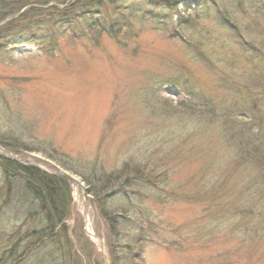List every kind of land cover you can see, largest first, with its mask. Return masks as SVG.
<instances>
[{
    "label": "rangeland",
    "instance_id": "obj_1",
    "mask_svg": "<svg viewBox=\"0 0 264 264\" xmlns=\"http://www.w3.org/2000/svg\"><path fill=\"white\" fill-rule=\"evenodd\" d=\"M3 1L12 9L37 1L45 10L6 27L0 39V148L47 172L66 171L86 191L87 181L125 166L150 175L134 187L121 184L123 195L104 202L109 213L129 211L118 237L97 218L91 196L66 179L73 248L63 246L65 233L59 245L46 239L55 243L50 250L105 264L85 232L78 205L85 198L92 228L114 250L111 264H138L136 235L145 264H264V87L251 83L264 81V52H244L223 31V4L232 0H169L171 8L162 0H107L103 8ZM53 1L59 10L47 9ZM63 9L72 20H61ZM50 20L72 22L71 37L57 29L52 38ZM92 24L98 31L88 34ZM246 41L264 43L258 33ZM136 194L141 200L129 204L126 195ZM19 207L6 198L0 167V254L11 233L45 225L29 202Z\"/></svg>",
    "mask_w": 264,
    "mask_h": 264
},
{
    "label": "trees",
    "instance_id": "obj_2",
    "mask_svg": "<svg viewBox=\"0 0 264 264\" xmlns=\"http://www.w3.org/2000/svg\"><path fill=\"white\" fill-rule=\"evenodd\" d=\"M78 1L79 5L92 7V8H103L106 4L107 0H76L73 4L75 6L76 2ZM169 0H162V4L164 6H168L171 8V2ZM54 4L50 5L47 3L43 6L50 5L47 9L50 10H59L58 4L56 2H52ZM224 3V2H223ZM65 4V2H64ZM77 4V5H78ZM38 5H42L41 2H29L21 6L17 9L9 8V6L3 1L0 3V10H8L0 15V24L10 20L9 23L0 28V39L4 38L5 36V28L11 25H14L18 21H23L33 18H38L40 16V12L45 10L43 8H37ZM177 6V3L174 4ZM30 7L23 13H20L24 8ZM72 7V6H71ZM12 9V10H11ZM73 9V7L71 8ZM222 15L220 19L224 26L223 31L236 42L235 45L238 48H242L244 52H246V47L248 46L257 56L264 52V43L260 41L257 45L250 44L246 41V38L251 36L252 34L258 33V36L264 40V21L261 22V19H264V0H253L252 2L249 0H232L230 2L226 1L223 4ZM231 9V13L227 15L228 10ZM67 10L63 9L59 11L61 14L65 13ZM68 13L60 16L62 21L72 20L71 18H67ZM239 14L240 19H232L234 16ZM225 15V17H224ZM244 16L253 18V24H246L241 23V18H245ZM79 16L77 15L75 19H78ZM256 19V21H255ZM60 27L58 24L60 22H55L54 20H50L44 24L47 27L50 26L51 31H49L52 38L54 36L59 37L57 34V29L60 30V37L70 36L73 34L72 31V23H62ZM261 22V23H260ZM43 24L41 22L38 23ZM69 24L68 26H65ZM179 25V24H178ZM98 25H91L88 27V34H94L97 30ZM56 28V29H53ZM249 28L253 30L250 31ZM62 30V32H61ZM251 32V33H250ZM177 36H181V33H178ZM47 41V37L42 38L44 44ZM262 42V43H261ZM253 45V46H251ZM53 52L50 48L46 51ZM262 56V55H260ZM254 85H260L262 88L264 87L263 78L261 80L252 81ZM250 110H252V105H250ZM249 109V108H247ZM5 148V147H4ZM6 149V148H5ZM0 167L4 172L5 176V183H6V198L9 200L10 203L16 202L21 208H25V205L29 202L31 206V211L29 212L30 215H42L45 216V225L42 229H33L32 231L25 233L23 235L22 231L18 233H11L8 238H5V241L9 242L7 247L1 249L0 254V264H23L26 263L28 260H36L38 264H83L80 260V252L76 250L75 260L74 257L70 258L66 251L63 253L59 249L50 250V248L55 247V243L51 244L45 242L47 240H53L58 238L60 240L59 244H62V238L67 235L69 239V229L66 225L69 217L70 211L68 208V201L69 204L71 202V185L66 180L65 177L49 174L41 171L37 167L34 166H25L15 160H12L10 157L5 155H0ZM127 166L124 167L122 173H118L116 176H107L104 178L101 177L100 179H93L91 182L87 181L88 189L87 193L91 196L93 200V204L95 205V212L96 216L99 221L105 225L108 229V232L116 237L119 236L120 231L119 226L121 224V219L123 218V214L128 213L127 208H120L116 209L115 213H109L105 207V201L116 196L120 197L123 195L124 187L123 185L134 187L135 185L139 184L138 182H149V173H139L140 168H131L127 169ZM145 170V169H144ZM134 173L133 181H128L126 179H121L126 174ZM139 173V175H138ZM136 175H138V179H136ZM130 177V175H128ZM104 178V179H103ZM135 183V185H134ZM98 184L100 187H98ZM123 184V185H121ZM120 185V189L118 186ZM113 186L114 190L111 189L108 193L107 190ZM128 197V203L132 204L134 200L140 201L141 196L133 195ZM67 198V199H66ZM68 200V201H67ZM127 209V211H126ZM98 236H101L99 232L96 231ZM102 237V236H101ZM105 238V237H104ZM65 239V238H64ZM136 242L132 247H136V251L133 255L134 261L138 264H145L143 259V238L141 235H136ZM90 241V240H89ZM68 243L71 248H73V243H71L70 239L69 242L65 239V245L63 246L66 248L68 247ZM52 246V247H51ZM108 249L114 253L113 249H110L109 244H107ZM94 249L97 250L96 246ZM50 250L46 255V258L40 259L38 254L42 250L46 251ZM40 250V251H39ZM43 253V252H41ZM73 254V253H72ZM74 255V254H73ZM74 258V259H73ZM113 264H115V259Z\"/></svg>",
    "mask_w": 264,
    "mask_h": 264
},
{
    "label": "water",
    "instance_id": "obj_3",
    "mask_svg": "<svg viewBox=\"0 0 264 264\" xmlns=\"http://www.w3.org/2000/svg\"><path fill=\"white\" fill-rule=\"evenodd\" d=\"M0 150L3 151L4 153H6V154H7L9 157H11L13 160L18 161L19 163H23V162H22V161H21L16 155H14L13 153L8 152V151H5V150H3L2 148H0ZM29 166H32V165H29ZM36 167H38V166H36ZM38 168H39V167H38ZM58 174L61 175V176L66 177V178H68V179H69L72 183H74V184L79 183L77 179H75L74 177H72L70 174H68V173L65 172V171H60ZM82 215H83V218H84V222H85V224H90L89 221H88V216H87L86 211H85L84 209H83ZM90 236H91V237H96V235H95L94 232H91V233H90ZM97 239H98V241H99L100 252H101V254H102L103 258H104V262H105V264H110V257L108 256L107 251H106V249H105V247H104L103 240L100 239V238H98V237H97Z\"/></svg>",
    "mask_w": 264,
    "mask_h": 264
},
{
    "label": "bare ground",
    "instance_id": "obj_4",
    "mask_svg": "<svg viewBox=\"0 0 264 264\" xmlns=\"http://www.w3.org/2000/svg\"><path fill=\"white\" fill-rule=\"evenodd\" d=\"M76 179H77V178H76ZM79 188H81V183H77V184H76V189H79ZM78 203H79L78 205H79L80 207H82L83 204H84V203H83L81 200H79V199H78ZM86 230H87L88 233H90V228H89L88 225H87V227H86ZM93 240H94V242L98 243V240H97L96 238H93Z\"/></svg>",
    "mask_w": 264,
    "mask_h": 264
}]
</instances>
